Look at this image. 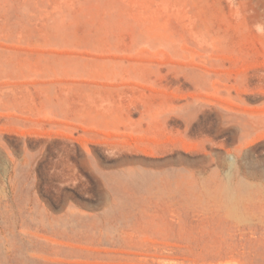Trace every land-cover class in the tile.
Returning <instances> with one entry per match:
<instances>
[{"label": "rangeland", "instance_id": "rangeland-1", "mask_svg": "<svg viewBox=\"0 0 264 264\" xmlns=\"http://www.w3.org/2000/svg\"><path fill=\"white\" fill-rule=\"evenodd\" d=\"M0 264H264V0H0Z\"/></svg>", "mask_w": 264, "mask_h": 264}]
</instances>
